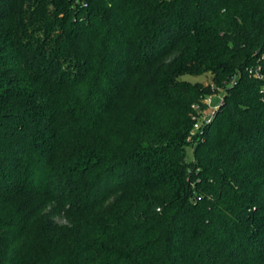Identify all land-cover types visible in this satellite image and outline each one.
<instances>
[{
  "label": "trees",
  "instance_id": "1",
  "mask_svg": "<svg viewBox=\"0 0 264 264\" xmlns=\"http://www.w3.org/2000/svg\"><path fill=\"white\" fill-rule=\"evenodd\" d=\"M0 264H264V0H0Z\"/></svg>",
  "mask_w": 264,
  "mask_h": 264
},
{
  "label": "rangeland",
  "instance_id": "2",
  "mask_svg": "<svg viewBox=\"0 0 264 264\" xmlns=\"http://www.w3.org/2000/svg\"><path fill=\"white\" fill-rule=\"evenodd\" d=\"M181 78L183 80H186V81L191 82V83H196V82L204 83V84H210L211 83L210 76L207 75V74H203V75H183ZM223 94H224V92L220 91V92H216V93H213V94L207 96L206 99L210 98V104L205 109V112L201 113L198 118H200L201 116L202 117L203 116H207V117L210 116L212 114V110L215 107H217L219 105V103L221 102V100L223 98ZM201 120L203 121V118L198 119V122H199L200 126L203 125ZM185 152H186V160H187V162H191L193 160V147L187 146L185 148Z\"/></svg>",
  "mask_w": 264,
  "mask_h": 264
},
{
  "label": "built area",
  "instance_id": "3",
  "mask_svg": "<svg viewBox=\"0 0 264 264\" xmlns=\"http://www.w3.org/2000/svg\"><path fill=\"white\" fill-rule=\"evenodd\" d=\"M250 73L253 75V76H255L256 78H260V77H262V74H261V66L260 65H257L255 68H253V69H250ZM204 103H205V105L206 106H209V104H210V98H207L206 100H204ZM217 107H215L213 110H212V114L210 115V116H201L200 118H198V119H201V118H203V121H202V123L203 124H206V123H209V120H210V117L213 115V113H214V111H215V109H216ZM202 126V125H201ZM200 125H199V122H198V120L194 123V126H193V128H194V130H198L200 127H201Z\"/></svg>",
  "mask_w": 264,
  "mask_h": 264
}]
</instances>
